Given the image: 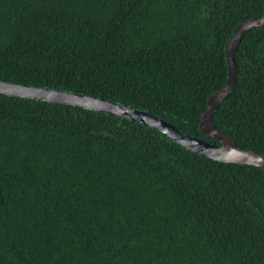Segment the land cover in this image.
I'll return each mask as SVG.
<instances>
[{
	"label": "trees",
	"instance_id": "1",
	"mask_svg": "<svg viewBox=\"0 0 264 264\" xmlns=\"http://www.w3.org/2000/svg\"><path fill=\"white\" fill-rule=\"evenodd\" d=\"M264 0H0V81L102 98L194 138ZM214 112L264 156V25ZM0 264H264V169L138 122L0 94Z\"/></svg>",
	"mask_w": 264,
	"mask_h": 264
},
{
	"label": "water",
	"instance_id": "2",
	"mask_svg": "<svg viewBox=\"0 0 264 264\" xmlns=\"http://www.w3.org/2000/svg\"><path fill=\"white\" fill-rule=\"evenodd\" d=\"M263 25L264 16L237 26L226 44L225 56L228 66L227 82L221 90L209 98L200 121L202 134L209 139L219 141L220 145L186 135L165 120L159 119L140 109L102 98L2 81H0V94L107 113L118 118L146 125L197 155L226 164L249 165L264 169L263 155L239 149L234 139L225 132L218 130L213 122L214 112L227 100L229 94L235 88L238 78L235 56L242 39L249 31Z\"/></svg>",
	"mask_w": 264,
	"mask_h": 264
}]
</instances>
